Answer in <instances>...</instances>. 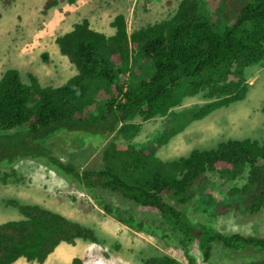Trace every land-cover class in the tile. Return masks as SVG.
I'll use <instances>...</instances> for the list:
<instances>
[{
	"label": "trees",
	"instance_id": "trees-1",
	"mask_svg": "<svg viewBox=\"0 0 264 264\" xmlns=\"http://www.w3.org/2000/svg\"><path fill=\"white\" fill-rule=\"evenodd\" d=\"M60 1L65 0H46L43 13L47 14ZM223 4L224 7L219 3L215 7L229 14L228 0H223ZM199 5V0H179L166 23L155 22L130 32L125 16L118 13L111 21L115 28L113 36L91 29L89 20L81 19L70 31L54 39L60 54L77 70L59 86H41L31 73L25 83L16 69L5 70L0 78V161L25 137L21 156L42 157L66 176L71 174L103 210L135 230L149 227L151 232L157 228L115 207L103 194L90 188L119 192L136 203L153 206L167 225L163 236L179 235L182 248H187L189 241H197L201 248H209L208 257L211 242L237 251L252 247L257 250V260L243 264H264V237L214 231L206 222L200 223L196 210L209 211L211 216L231 211L246 217L262 209L264 142L229 139L214 149L194 150L187 157L171 162L157 159L151 142L120 152L106 147L104 169L95 173L88 170L79 173L72 165L54 159L44 147L45 140L52 141V132L62 126L81 131L88 113L97 125L115 117V123L127 121L135 114L143 119L165 116L157 142L166 143L190 123L244 99L248 90L244 69L264 62V0H250L241 7L235 22L223 27L222 33L198 14ZM47 53L41 55L44 61L49 57ZM115 56L118 64L112 60ZM127 74L135 77L129 86H116V93L100 100L99 107L91 110L100 90H109L118 75ZM200 93L205 103L173 110L185 97ZM131 125L137 128L123 123L119 131L127 133ZM112 129L100 133L106 135ZM8 130L12 131L4 132ZM27 138L32 139L30 146ZM207 172L228 183L224 195H213L215 183L208 179ZM8 177L6 173L1 179ZM88 179L94 186H89ZM238 180L243 183L237 184ZM168 198L183 207L176 208ZM4 202L15 207L22 218L0 223V264H16L19 257L43 262L62 242L71 245L77 239L101 242L93 227L79 221L39 205L21 204L15 199ZM191 206L196 213L192 221L186 215ZM141 258L145 264H178L166 255L143 254ZM73 263L77 264L75 260Z\"/></svg>",
	"mask_w": 264,
	"mask_h": 264
},
{
	"label": "rangeland",
	"instance_id": "rangeland-1",
	"mask_svg": "<svg viewBox=\"0 0 264 264\" xmlns=\"http://www.w3.org/2000/svg\"><path fill=\"white\" fill-rule=\"evenodd\" d=\"M11 1L13 0H0L2 5L0 8V78L5 70L13 68L18 71L21 81L25 83L28 82V73H31L38 77L41 85H48L50 83L49 77L52 78L50 83L52 86L63 84L72 76L63 75L59 72L55 76L53 73L56 65L57 71L65 70L64 65L58 60L59 54L54 44V38L58 34L61 35L62 31L68 27L66 29L63 27L65 30L58 32H49L45 25H40L41 34L46 33V35L38 34L33 37L36 33L34 27L38 25L40 19L42 18V22L47 19L45 16H41L44 15L43 6L46 0H15V5L10 4ZM84 1L91 4V7L86 6L82 9L83 6L75 5L76 0L73 2L65 0L48 10L51 12L52 19L70 15L68 25L71 23L74 25L80 18H85L87 14L96 10L99 19L104 22L106 27H95L92 21L93 28L90 25L89 27L107 35L110 30L114 33V28L109 27V25L115 14L123 13L126 28L130 32L147 24L166 23L179 2V0ZM249 1L228 0L231 12L227 14L215 7L218 3L224 7L223 0H199L198 14L208 19L218 33H222L223 27L232 25L239 9ZM38 8L39 10H37ZM73 11L76 13L71 14ZM15 15H19L20 20L15 19ZM38 37L43 40H38ZM35 38H37L36 41ZM50 51V56L44 61L41 55ZM47 54L49 55V53ZM112 60L115 64L119 63L117 56L112 57ZM244 74L247 79L246 82L249 83L244 99L216 109L204 118L190 123L182 133L173 136L167 144L163 145L165 152L171 155L187 156L194 150L214 149L219 143L229 139H251L263 143L264 62L246 67ZM133 79L135 77L132 74L118 75L113 80L109 90H100L98 97L93 100L91 110L99 107L100 100L107 99L116 93V86L126 88ZM90 91L92 90L90 89ZM205 101L201 93L185 97L180 105L175 107L174 111L177 112L195 104H203ZM115 118L106 120L102 125H97L93 116L88 113L86 120L82 122L81 131L76 132L72 127L68 129L62 126L52 132V141L45 140L44 147L52 152L51 155L54 159L58 158L63 164L72 165L79 173L85 170L94 173L99 172L104 169L106 159L104 149L108 147L109 144L106 142L112 133L109 131L106 135H102L100 130L114 128L116 126ZM160 122L161 118H158L153 123L145 125V128L150 127L151 133L149 135L139 133L134 138V142L142 143L151 139L153 144L156 140L153 137L154 134L162 127ZM10 131L12 130L4 132ZM127 132L131 135L134 134L132 125ZM26 140L27 146H30L32 139L27 138ZM126 142L128 140L122 138L117 148L125 149ZM24 150L25 137L15 150L9 151L0 161V223L22 218L15 207L7 206L4 202L7 199H15L21 204L39 205L64 217L91 226L101 241L93 243L77 239L75 246L62 242L55 251V257L59 262L54 264H72L71 259L80 254L83 255V257H78L82 259V264H144L140 257L147 251L154 254L153 256L160 254L169 256L177 262L185 261L182 248L178 243L179 235L163 236V233L167 232V225L162 221L154 207L137 206L115 192L100 190L115 207L124 210V212L130 210L136 217L144 220L145 224L153 225L157 230H152L149 233L148 231L141 232L130 228L103 210L98 202L85 192L83 184L80 185L81 181L74 180L71 174L66 176L65 173L60 172L56 166L48 163L42 157L21 156L20 151ZM167 156L170 157V155ZM6 173L9 174V177L6 180L1 179V176ZM207 176L210 181L215 183L213 195L215 197L224 195L228 183L216 176L215 173L207 172ZM87 181L89 186L93 185L91 180L88 179ZM236 183L241 184L243 182L238 180ZM232 213H224L221 215L222 217H217L211 216L209 211H198L200 223L206 222V225H209L211 222L214 231L227 234L238 232V234L245 236L264 237V207L246 217L242 213ZM187 215L194 219L196 213L192 208H188ZM152 217L154 219L151 225ZM144 233L147 236H144ZM115 243H119L121 246L111 252L109 248ZM196 246L195 243L190 244V247L196 248ZM219 246V243L211 242V264H243V262L257 260L255 257L256 248L247 247L239 251L222 249L221 254L225 256H221L216 249L225 247L222 244ZM18 263L28 264L22 258L18 259ZM29 264L38 263L30 262ZM200 264L207 263L200 261ZM254 264L257 263L254 262Z\"/></svg>",
	"mask_w": 264,
	"mask_h": 264
},
{
	"label": "clouds",
	"instance_id": "clouds-1",
	"mask_svg": "<svg viewBox=\"0 0 264 264\" xmlns=\"http://www.w3.org/2000/svg\"><path fill=\"white\" fill-rule=\"evenodd\" d=\"M116 15V14H115ZM114 15V16H115ZM86 18V17H85ZM83 19V18H82ZM88 19V18H87ZM89 20V19H88ZM89 23H90V26L92 25L91 24V21L89 20ZM110 26L111 27H113L112 25H111V23H110ZM92 27V26H91ZM93 28V27H92ZM91 28V29H92ZM114 28V27H113ZM127 32H129V31H127ZM101 33H103V32H101ZM105 36H113L114 34H115V28H114V33L112 34V35H106L105 33H103ZM55 39V38H54ZM57 48V47H56ZM58 49V48H57ZM58 54H59V56H62L63 58H65L72 66H73V68H74V70H75V73L74 74H72L71 76H74L76 73H77V70H76V68L74 67V65H73V63H71L68 59H67V57L66 56H64V55H62V54H60V52L58 51ZM57 65L55 66V68H54V70H53V73H57V72H59V73H61V74H63V75H66L67 74V70H64V71H57ZM247 80V79H246ZM247 83H248V81H247ZM249 84V83H248ZM177 107V106H176ZM175 109V107L173 108V110ZM158 118H161V125H162V127H161V129L158 131V132H160V131H162L163 130V126H164V122H165V120L167 119V117H165V116H160V115H155V116H153V117H151V118H148V119H143L139 114H135L132 118H130L129 120H127V121H121V120H119L117 123H116V126L112 129V133H111V136H110V138H108L107 139V142L106 143H108L109 145H108V147L109 148H111L112 149V151L114 150V151H118V152H120V151H126V150H128L129 149V147H132V146H134V145H138V144H145V143H149V142H151L152 143V140L151 139H147L145 142H142V143H135L134 142V138L140 133V134H146V135H149L150 133H151V131H150V127H144L145 125H148V124H151V123H153L155 120H157ZM125 124V123H130V124H133V125H137V128L136 129H134V134L133 135H131V134H129L128 132L127 133H125V132H120L119 131V129H120V127H121V125L122 124ZM187 128V127H186ZM185 128V129H186ZM184 131V130H183ZM183 131H181V132H179V133H177L176 135H178V134H180V133H182ZM156 133V134H154V136L153 137H155L156 138V140H155V142L153 143V145H154V147H155V153H154V156L157 158V159H159V160H161L162 162H171V161H175V160H178V159H180V158H185V157H187V156H178V155H171V154H168V153H166L165 152V150H164V148H163V145H165V144H167L168 142H166V143H160V142H157V139L159 138V136H160V134L159 133ZM175 136V135H174ZM173 136H170L169 137V139L170 138H172ZM122 138L123 139H125V140H128V142H126L125 144V149H122V150H120V149H118L117 147L119 146V144H120V142H121V140H122ZM106 139V138H105ZM146 144V145H147ZM167 155H170V157H168ZM92 186H94V185H92ZM93 192H95V193H97V194H103V193H101L100 192V190H106V189H103V188H101V187H93V188H90ZM215 190V189H214ZM106 191H109V190H106ZM109 192H111V191H109ZM113 192V191H112ZM111 192V193H112ZM115 193H117V194H119L120 196H122L123 197V195L122 194H120L119 192H115ZM90 196V195H89ZM123 198H125V197H123ZM125 199H127V198H125ZM129 200V199H128ZM131 202H133L135 205H137V206H141V207H153V206H146V205H142V204H140V203H136V202H134L133 200H130ZM167 201L170 203V204H172L173 206H175L176 208H178V209H180V208H182L183 207V205H182V203H180V202H178L177 200H175V199H170V198H168L167 199ZM180 207V208H179ZM189 208H192L193 209V207L191 206V207H189ZM156 209V208H155ZM157 210V209H156ZM197 211H200V210H198V209H196ZM129 211V213L132 215V216H134V217H136L130 210H128ZM158 211V210H157ZM159 213V212H158ZM227 213H231V211H229V212H227ZM226 213V214H227ZM233 214V213H232ZM160 215V214H159ZM187 215V214H186ZM22 216V215H21ZM188 216V215H187ZM217 217H222L221 215H217ZM67 218V217H66ZM137 219H139V220H141V221H143L144 222V220H142V219H140V218H138V217H136ZM190 218V217H189ZM68 219H70V218H68ZM154 219V217H152L151 218V220H150V223H151V225H152V220ZM191 219V218H190ZM19 220V219H18ZM71 220H73V219H71ZM191 220H193V219H191ZM75 221H77V220H75ZM145 223V222H144ZM149 226V225H148ZM207 227H209V228H213L212 227V225H211V223L209 224V225H206ZM128 227H130V226H128ZM130 228H132V227H130ZM155 228V227H154ZM134 229V228H133ZM156 229V228H155ZM139 231H141V232H149L150 233V231H149V227H146L144 230H139ZM218 232H221V231H218ZM221 233H224V232H221ZM227 234V233H226ZM234 234V233H233ZM144 236H147V234H145L144 233ZM179 244H180V242H178ZM191 243H195V244H197V246H196V248H194V247H190V244ZM217 243H219L220 244V246H221V243L220 242H217ZM211 245V244H210ZM180 246V245H179ZM219 246V247H220ZM180 248H182L181 246H180ZM110 250H111V252H113L112 250L113 249H115V245H113V246H111V248H109ZM209 248H201L200 247V245L198 244V242L197 241H189L188 242V245H187V248H182V251H183V254H184V258H185V261H180V262H177V260H175L178 264H200V261H205L207 264H209V263H211L210 262V258H211V252H212V248H210V251H209V255H208V257H206V252H207V250H208ZM222 249H224V248H217L216 250H218L219 251V254L221 255V256H223V254H221L222 253ZM229 249H233V248H229ZM148 253H150V251H147L145 254L146 255H149ZM151 254V253H150ZM152 255H154V254H152ZM160 255V254H159ZM159 255H157V256H159ZM74 256V255H73ZM77 256V255H76ZM201 256H202V258H201ZM225 256V255H224ZM78 257H83V255L82 254H80V255H78ZM20 258H22V259H24L28 264L30 263V261H27L24 257H19V258H17L15 261H18V259H20ZM141 258V257H140ZM201 259V260H200ZM75 259L74 258H72L71 259V263L72 264H74L73 263V261H74ZM141 260H142V258H141ZM207 260V261H206ZM141 262V261H140ZM144 264H145V262L144 261H142Z\"/></svg>",
	"mask_w": 264,
	"mask_h": 264
},
{
	"label": "crops",
	"instance_id": "crops-1",
	"mask_svg": "<svg viewBox=\"0 0 264 264\" xmlns=\"http://www.w3.org/2000/svg\"><path fill=\"white\" fill-rule=\"evenodd\" d=\"M12 3V5H15V0H13V1H11L10 2V4ZM87 1H84V0H76V3H75V5H77V6H83V8L82 9H84L86 6H90L91 7V4H87ZM1 4H0V8H1ZM68 9V8H67ZM37 10H39V8L37 9ZM37 10H35V11H37ZM34 11V12H35ZM68 12H69V10H68ZM51 12L49 11L47 14H44V15H41V16H45L47 19H46V21L45 22H42V18L40 19V21H39V23H38V25L36 26V27H34V28H36V33L34 34V36L33 37H35V36H37L38 34L39 35H46V33L45 34H41L42 33V29L40 28V25H45L46 26V28L48 29V31L49 32H58L59 30H65L66 29V27H68L65 31H62V33H64V32H67V31H70L71 29H72V23L70 24V25H68V23L67 22H69L70 21V15L68 16V14H67V12H66V14H67V16H62V17H58L57 19L56 18H53L52 19V16H51V14H50ZM72 13H76L75 11H73V12H71V14ZM54 14H56V13H54ZM95 14H97L95 17H93ZM86 18H88L90 21H92V22H94V24H95V27H102V28H104V27H106L105 26V24H104V22H102L100 19H99V17H98V11H94V12H92L91 14H87L86 15ZM15 19H18V20H20V17H19V15H15ZM82 18H80L79 19V21L81 20ZM92 26V25H91ZM65 29H64V28ZM109 27H110V25H109ZM128 30V29H127ZM113 33H112V31L110 30V33L109 34H107V35H112ZM49 35V34H48ZM48 35H47V38H48ZM36 39L37 38H35V41H36ZM38 40H40V41H42L43 39H41L40 37H38ZM34 41V42H35ZM45 42V41H44ZM43 44H45V43H43ZM49 53V56H50V54H51V51L50 52H48ZM63 65H64V69L65 70H67V75H72V74H74L75 73V70H74V68H73V66L65 59V58H63L62 56H59V59H58ZM55 74V76H56V73H54ZM37 78V80L39 81V79H38V77H36ZM51 79L52 78H50L49 77V79H48V81L51 83ZM39 83H40V81H39ZM48 84V85H51L52 86V84ZM41 85V84H40ZM41 86H46V85H41ZM57 85H55L54 87H56Z\"/></svg>",
	"mask_w": 264,
	"mask_h": 264
},
{
	"label": "bare ground",
	"instance_id": "bare-ground-1",
	"mask_svg": "<svg viewBox=\"0 0 264 264\" xmlns=\"http://www.w3.org/2000/svg\"><path fill=\"white\" fill-rule=\"evenodd\" d=\"M75 245L76 244H74L73 246H75ZM59 246H61V245H59ZM57 248H55L54 251L52 253H50L49 256L46 258V260H44L43 262H39V261H30V262L38 263V264H49V263L54 264L55 262H59L58 259L55 257V251L57 250ZM74 259H75V262L77 264H82L81 258L75 257ZM15 262H16V264H19L18 261H15Z\"/></svg>",
	"mask_w": 264,
	"mask_h": 264
}]
</instances>
